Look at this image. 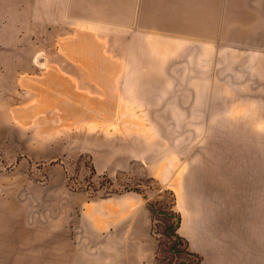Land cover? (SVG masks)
Masks as SVG:
<instances>
[{
	"label": "crops",
	"instance_id": "0c3cea01",
	"mask_svg": "<svg viewBox=\"0 0 264 264\" xmlns=\"http://www.w3.org/2000/svg\"><path fill=\"white\" fill-rule=\"evenodd\" d=\"M103 37L122 43L106 49ZM153 77L264 86V0H2V140L22 138L15 118L32 114L26 104L34 96L52 116L56 97L71 96L73 85H141ZM53 139L36 138L35 148H51L45 141ZM116 155L107 154L110 165ZM177 194L178 232L200 264H264V222L236 219L238 200ZM66 202L62 224H21L14 242L2 231V264H156L148 199L71 192Z\"/></svg>",
	"mask_w": 264,
	"mask_h": 264
},
{
	"label": "rangeland",
	"instance_id": "374dc122",
	"mask_svg": "<svg viewBox=\"0 0 264 264\" xmlns=\"http://www.w3.org/2000/svg\"><path fill=\"white\" fill-rule=\"evenodd\" d=\"M112 43L122 42L103 37L106 49ZM214 56L222 77V54ZM148 80L156 83L73 85L71 96L56 97L52 116L36 96L26 104L32 114L15 118L22 138L0 137V264L2 231L14 242L21 224L68 221L63 203L68 208L71 192L148 199L157 215L150 229L156 264L196 262L171 247L179 190L228 195L239 202L236 219L264 222V86ZM50 136L45 143L53 147L35 148L36 138ZM109 151L117 154L113 165ZM20 236L24 251L28 239Z\"/></svg>",
	"mask_w": 264,
	"mask_h": 264
},
{
	"label": "trees",
	"instance_id": "16d2710c",
	"mask_svg": "<svg viewBox=\"0 0 264 264\" xmlns=\"http://www.w3.org/2000/svg\"><path fill=\"white\" fill-rule=\"evenodd\" d=\"M177 212V211H176ZM172 214H176L177 218H178V223L177 225L175 226V230H171L169 231V233H171V235L173 237H175V239L173 240L172 239V246L171 247H174L175 251H180V252H184L186 253L188 256H192L194 257V259H196V262L195 264H200V261H201V258L199 255H197L196 253L192 252L189 248V245H188V242L186 240L185 237H183L182 235L179 234L178 232V227H179V224H180V221H181V215L177 212V213H172ZM156 212L155 211H152V217L154 219H156ZM179 246V248H178ZM195 261V260H194Z\"/></svg>",
	"mask_w": 264,
	"mask_h": 264
},
{
	"label": "bare ground",
	"instance_id": "6f19581e",
	"mask_svg": "<svg viewBox=\"0 0 264 264\" xmlns=\"http://www.w3.org/2000/svg\"><path fill=\"white\" fill-rule=\"evenodd\" d=\"M92 29H93V28H92ZM179 169H180V168H179ZM139 219H141V218H139ZM141 220L143 221V219H141ZM142 221H141V223H142ZM137 222H138V220H137ZM139 222H140V220H139ZM139 222H138V223H139ZM141 223H140V224H141ZM142 224H143V223H142ZM137 226H138V225H137ZM140 226H141V225H140ZM141 227H142V226H141ZM136 228H139V227H136ZM134 229H135V228H134ZM139 232H140V229H139ZM135 234H136V233H135ZM137 234H138V233H137ZM141 235H142V234H141ZM135 236H136V235H135ZM137 236H138V235H137ZM138 237H140V236H138Z\"/></svg>",
	"mask_w": 264,
	"mask_h": 264
}]
</instances>
